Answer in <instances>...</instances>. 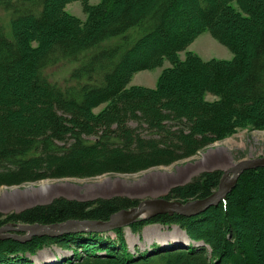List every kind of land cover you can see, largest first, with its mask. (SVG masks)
I'll use <instances>...</instances> for the list:
<instances>
[{
  "label": "trees",
  "instance_id": "1",
  "mask_svg": "<svg viewBox=\"0 0 264 264\" xmlns=\"http://www.w3.org/2000/svg\"><path fill=\"white\" fill-rule=\"evenodd\" d=\"M72 1L0 0L12 25L9 35L0 23V187L169 166L239 127L264 129V0H80L86 20L65 11ZM205 30L231 59L179 57ZM165 59L172 66L155 87L129 85ZM64 61L77 65L60 85L46 69ZM223 173L203 171L165 197L205 198ZM140 201L58 197L0 212V227L106 221ZM152 224L178 225L192 243L131 252L124 227L9 237L0 239V264H264V167L244 171L205 212L158 213L130 227ZM52 246L71 253L36 263Z\"/></svg>",
  "mask_w": 264,
  "mask_h": 264
},
{
  "label": "rangeland",
  "instance_id": "2",
  "mask_svg": "<svg viewBox=\"0 0 264 264\" xmlns=\"http://www.w3.org/2000/svg\"><path fill=\"white\" fill-rule=\"evenodd\" d=\"M100 1L89 0L91 4H98ZM65 11L82 20H86L88 15L80 0L68 3ZM0 23L11 35V15L1 4ZM187 51L199 54L205 59H231L233 57L231 49L216 39L208 30L203 31L186 50L181 51L179 57L184 59ZM76 65L75 62L64 61L48 67L46 74L51 81L65 85ZM170 66H172V62L165 59L159 66L138 71L133 75L129 85L155 87L162 71ZM208 98L213 99L214 97L210 95ZM103 106L97 108L96 111ZM213 149L218 152L224 151V154L218 155L208 168L199 171L197 166L201 165V159ZM259 156H264V129L252 128L251 126L239 127L232 134L215 141L193 157L169 166L155 167L130 174L112 173L92 178H49L22 185L2 186L0 187V212L3 214L17 212L36 204L48 203L58 197L78 200L109 198L116 195L139 200L159 196L165 197L174 186L190 181L203 171L216 168L230 169L243 158ZM184 169H188V172L185 174L184 171V174H179ZM124 233L131 252L151 249L154 244L165 247L167 244L182 243L186 245L192 243L186 231L178 225L152 224L144 227L140 232L133 231L130 226H125ZM110 235L115 236V233L111 232ZM70 253L71 250L52 246L44 249L34 259L36 263H40L54 260L56 256L54 254L69 255Z\"/></svg>",
  "mask_w": 264,
  "mask_h": 264
},
{
  "label": "water",
  "instance_id": "3",
  "mask_svg": "<svg viewBox=\"0 0 264 264\" xmlns=\"http://www.w3.org/2000/svg\"><path fill=\"white\" fill-rule=\"evenodd\" d=\"M264 167V156L243 158L232 168L224 170L218 188L205 198L182 202L167 199L164 196L146 198L136 206L123 209L111 215L106 221H90L71 219L52 224H21L7 223L0 227V239L15 238L22 242L31 240L34 236L57 237L59 235L78 231H109L131 224L158 213H175L194 216L205 212L208 208L218 205L237 185L240 175L250 169Z\"/></svg>",
  "mask_w": 264,
  "mask_h": 264
},
{
  "label": "crops",
  "instance_id": "4",
  "mask_svg": "<svg viewBox=\"0 0 264 264\" xmlns=\"http://www.w3.org/2000/svg\"><path fill=\"white\" fill-rule=\"evenodd\" d=\"M221 154H224V151L218 152V151H214V149H213L211 152L204 155L205 157L201 159V161H200L201 165L197 166V169H199V171H201L205 168H208V166L212 163V161H214L217 158V156L221 155ZM184 171L186 174L188 172V169H184L179 174H184Z\"/></svg>",
  "mask_w": 264,
  "mask_h": 264
},
{
  "label": "bare ground",
  "instance_id": "5",
  "mask_svg": "<svg viewBox=\"0 0 264 264\" xmlns=\"http://www.w3.org/2000/svg\"><path fill=\"white\" fill-rule=\"evenodd\" d=\"M87 232V231H86ZM105 233V232H104Z\"/></svg>",
  "mask_w": 264,
  "mask_h": 264
}]
</instances>
